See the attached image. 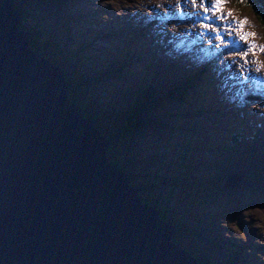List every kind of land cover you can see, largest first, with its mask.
Returning <instances> with one entry per match:
<instances>
[{
  "label": "rangeland",
  "instance_id": "rangeland-1",
  "mask_svg": "<svg viewBox=\"0 0 264 264\" xmlns=\"http://www.w3.org/2000/svg\"><path fill=\"white\" fill-rule=\"evenodd\" d=\"M215 2L16 0L15 4L26 13L24 27L36 30L31 37L27 34L44 57L39 55L73 80H81V85L89 81L76 99L79 106L99 115L104 133L115 129L119 110L134 102L135 91L152 81L163 99L152 111L155 126L147 125L140 136L123 138L115 151L136 173L138 183L152 185L143 186L139 195L178 212L190 229H181L178 238L189 251L217 263H230L241 251L242 259L235 264H264V178L259 181L251 175L248 160L250 156L258 161L251 166L255 172L264 161V27L252 9L245 8V1L238 6L234 0H222L221 8L208 7ZM201 70L207 71L204 90L168 98L166 87L184 86L186 76ZM236 130L242 131L243 140L256 136L255 154L245 156L246 144L230 151V169L246 164L238 174L247 179L237 175L241 180L231 181L240 183L228 186V179L216 177L223 161L214 158L222 148L229 149ZM197 145L200 148L193 147ZM197 157H202L200 162ZM143 158L148 159L146 164L141 163ZM187 161L195 185L188 190L182 171ZM192 199L198 208L189 211Z\"/></svg>",
  "mask_w": 264,
  "mask_h": 264
},
{
  "label": "water",
  "instance_id": "water-1",
  "mask_svg": "<svg viewBox=\"0 0 264 264\" xmlns=\"http://www.w3.org/2000/svg\"><path fill=\"white\" fill-rule=\"evenodd\" d=\"M22 28L0 0V264H197Z\"/></svg>",
  "mask_w": 264,
  "mask_h": 264
},
{
  "label": "trees",
  "instance_id": "trees-1",
  "mask_svg": "<svg viewBox=\"0 0 264 264\" xmlns=\"http://www.w3.org/2000/svg\"><path fill=\"white\" fill-rule=\"evenodd\" d=\"M15 1L16 0H11L13 8L19 13V15L21 16L22 22H23L24 18L26 17L25 16L26 13H24L20 9V7L15 4ZM44 1L45 2L55 1L56 4H59V3H64L66 0H50V1L44 0ZM243 1H245L244 2L245 8L252 9V12L255 14V17L257 18L259 23L264 27V3L259 2L258 0H234L235 4L238 6H242ZM22 31L27 32L29 34V36L31 37L32 32H35L36 30L35 29H28L27 27H24V24H23ZM31 48L38 55L40 54L41 56L44 57V55L41 54L42 52L40 51V48L38 47V45L35 42L31 43ZM75 56H76V54H75ZM128 62H131V57H128ZM55 65H57V64L55 63ZM206 72H207L206 70L196 71V72H193L190 76H186L187 78H186V82H184V86H181V84L179 86H177V84L174 83V84L170 85L169 87H166L168 98L172 94L182 96L183 92L184 93L190 92V93L194 94L197 92L198 89L204 90L205 89V73ZM64 74L66 75V81L68 83V90H69L70 98H71L73 104L80 108L81 113L86 118H90V119L95 120L96 128L98 130H100L103 135L109 137V139L111 141L110 147L108 149V157H109L110 162L114 165L119 166L124 172H126L128 174V176L130 177V184L133 187H136L139 190H143V186H146V187L152 186L150 183H147L144 185L138 183L137 178H136V173H134L132 170H130L126 166L125 162L119 160V158L117 156L118 154H116V152H115V151H117V147H119L118 142L120 140L122 141L123 138H128L129 136H140L142 131L146 128L147 125H150L149 127L155 126V123L157 120L155 119L156 117H154L152 115V113H153L152 111L155 109L156 106H158V104L161 102L162 98H161L160 94L157 92L158 90L157 89L155 90L153 88L152 81L148 80L146 82V85L143 86L142 89H138L135 91L136 95H134V98H136V99L134 100V102H132L131 104L122 108V110H119L118 113H120V115L116 119L115 129H111L110 132L104 133V131L102 130V127L100 125L99 115L98 114L95 115L94 113L89 111L87 108L79 106L77 99H76L77 94H79L80 90L85 89V87L89 85L88 84L89 81L87 80V82L85 81V84L81 85L82 84L80 82L81 80H79V79L73 80L71 77H69L67 75V73L65 71H64ZM87 74L89 75L90 78H92L89 73H87ZM155 93L158 94L160 99L155 97V95H154ZM174 98H172V99H174ZM202 111H204V110H202ZM143 114H145V116H142ZM241 134H242V131L236 130L234 132V135L230 138V140L228 142L229 149L222 148L221 149L222 154L220 156H216V158H214V161H217L218 158H220L223 161V165H220V164L217 165V169L221 174L217 173L216 177L221 176L222 179H224V178L226 179L229 175L238 174V172L244 171V167H246V164H241V162L237 166L235 171H232V169H230L229 164L233 163L232 159L230 157V155L232 154L230 152L231 150H235L237 147H240V146L243 147V146H245L244 144H246V147H248V148L246 149L245 156L248 153H250L252 155L255 154V151L253 150L254 149L253 144H254V140H255L256 136H252L251 138L249 136H247V137L245 136L246 140H243L241 138ZM250 141H251V143H248ZM193 147L200 148L199 145L193 146ZM212 149H215V147H213ZM259 158L263 159L262 157H259ZM143 159H144V161L141 160V163L143 162L146 164L148 159L147 158H143ZM196 159L198 162H200L202 157H199V158L197 157ZM209 160H210V158H209ZM244 160H247V157H245ZM248 160H250L252 165H255L256 163L258 164V161L255 158H254V161H252L250 156H249ZM185 164H186L185 168L182 171H184L187 174V179H188L187 180V190H188L190 188V185H194L193 183H191V181H193L194 178L190 177L188 175V172H187L188 171L187 169L189 168L188 161ZM259 164H260V170L259 171L255 172L253 170L254 168L251 167L252 165H250L249 171L251 172V175H254L255 177H257V180L262 181L264 178V161H262ZM191 173H189V174H191ZM238 175H240L243 180L247 179V177L242 172ZM161 184H162V182H161ZM193 187H195V185ZM142 200L144 203L148 204L151 207H154L156 209V211L159 212L160 218L162 219V221H164L168 225L175 228V235H174V239H173L174 242L178 246L182 247L193 259H195L197 261V264H232V262H233V264H235L236 261H239L242 259L241 251L234 253V255L229 259L230 263H228V261L227 262L226 261H223V262L220 261L217 263L214 260L208 259L209 257H207V255L202 256L198 253H193V252L189 251L187 249V247L178 238L179 237L178 233L181 232L180 231L181 229H184L183 232H187L188 230H190L189 227L187 228L185 226V224L181 221L183 218H181V216H179L178 212L174 211L173 207L162 209L161 206L159 205L162 203L160 200L151 201L150 199H144V198H142ZM195 202H197V201L194 199L191 200V202L188 205L189 211H192V210H195L198 208V207H195V205H194ZM199 205H201V203H199L198 206ZM193 234H195V233H193Z\"/></svg>",
  "mask_w": 264,
  "mask_h": 264
},
{
  "label": "snow or ice",
  "instance_id": "snow-or-ice-1",
  "mask_svg": "<svg viewBox=\"0 0 264 264\" xmlns=\"http://www.w3.org/2000/svg\"><path fill=\"white\" fill-rule=\"evenodd\" d=\"M222 6V0H216L215 4H209L208 7H212V8H215V9H219L221 8ZM210 25H205V28H209ZM217 38L218 39H223L222 36L219 35V33L217 34ZM225 47H227V45H225ZM237 48H239V45L236 46Z\"/></svg>",
  "mask_w": 264,
  "mask_h": 264
}]
</instances>
